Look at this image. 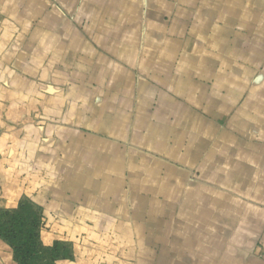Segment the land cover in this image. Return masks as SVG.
<instances>
[{
	"label": "crops",
	"instance_id": "obj_1",
	"mask_svg": "<svg viewBox=\"0 0 264 264\" xmlns=\"http://www.w3.org/2000/svg\"><path fill=\"white\" fill-rule=\"evenodd\" d=\"M25 203L53 264H264V0H0V211Z\"/></svg>",
	"mask_w": 264,
	"mask_h": 264
},
{
	"label": "trees",
	"instance_id": "obj_2",
	"mask_svg": "<svg viewBox=\"0 0 264 264\" xmlns=\"http://www.w3.org/2000/svg\"><path fill=\"white\" fill-rule=\"evenodd\" d=\"M40 226V213L26 203L0 211V237L9 242L19 264H53L69 257V250L60 242L52 248L42 246Z\"/></svg>",
	"mask_w": 264,
	"mask_h": 264
},
{
	"label": "rangeland",
	"instance_id": "obj_3",
	"mask_svg": "<svg viewBox=\"0 0 264 264\" xmlns=\"http://www.w3.org/2000/svg\"><path fill=\"white\" fill-rule=\"evenodd\" d=\"M26 204H28V203H26ZM28 205H31L33 207V209L37 211V208L35 207V205H32V204H28Z\"/></svg>",
	"mask_w": 264,
	"mask_h": 264
}]
</instances>
